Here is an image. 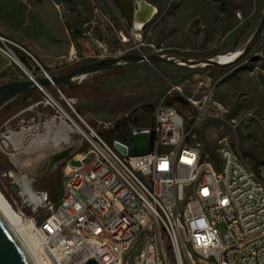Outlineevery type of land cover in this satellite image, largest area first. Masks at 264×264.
I'll list each match as a JSON object with an SVG mask.
<instances>
[{
    "label": "rangeland",
    "instance_id": "1",
    "mask_svg": "<svg viewBox=\"0 0 264 264\" xmlns=\"http://www.w3.org/2000/svg\"><path fill=\"white\" fill-rule=\"evenodd\" d=\"M130 1L137 5V0ZM147 1L157 13L134 31L115 0H0V33L24 49L27 42L39 44L42 54L34 55L35 59L21 48L16 52L33 75H43V69L52 75L125 53L202 61L241 52L264 15V0ZM242 58L223 65L218 77L212 72L214 65L204 61L198 65L124 64L75 80L72 87L63 86L69 104L55 86L48 91L76 122L81 124L80 117L107 140L117 133L103 129L100 122L125 118L121 126L150 127L157 104L169 101L185 119L188 144L198 146L205 158L230 147L258 168L264 164V29ZM3 62L7 69L0 74V85L27 78L20 67L4 58ZM57 113L40 89L0 110V139L27 130L21 149L0 147V189L23 219H40L48 209L35 210L20 195L22 180H32L33 190L48 192L54 201L52 195L62 192L65 167L48 170L52 149L31 170L22 169L12 156L44 133L46 123ZM68 149L69 164L78 165L73 155L86 149L78 132L72 134Z\"/></svg>",
    "mask_w": 264,
    "mask_h": 264
},
{
    "label": "built area",
    "instance_id": "2",
    "mask_svg": "<svg viewBox=\"0 0 264 264\" xmlns=\"http://www.w3.org/2000/svg\"><path fill=\"white\" fill-rule=\"evenodd\" d=\"M16 48L25 51L0 33V54L21 67ZM79 119L86 149L73 155L78 165L67 163L59 200L29 196L35 210L48 209L24 219L43 264H264V164L254 168L230 147L203 159L166 100L152 126L130 125L126 141L113 140L140 155L122 156ZM120 120L100 125L112 132Z\"/></svg>",
    "mask_w": 264,
    "mask_h": 264
},
{
    "label": "bare ground",
    "instance_id": "3",
    "mask_svg": "<svg viewBox=\"0 0 264 264\" xmlns=\"http://www.w3.org/2000/svg\"><path fill=\"white\" fill-rule=\"evenodd\" d=\"M117 1L120 5L121 12L126 16L125 18L128 24H130L134 31H139L146 23L152 20L157 13V8L147 0H137L136 6L130 0ZM237 56L238 53L233 52L227 55H219L217 60H219L222 64H228L233 62ZM20 66L21 70L26 75H33L26 65L20 64ZM38 89H40L48 97L49 104L54 106L58 113L46 123L44 133L37 134V136L30 140L28 146L24 147L25 150L22 153H14L12 156L17 165L20 164L19 166L26 170H31L33 165H35L41 157H45V155L49 153L48 150L52 149L51 153L48 155V159L50 160L56 154L67 149L71 144L72 134L78 132V128H80V125L70 116L67 109L59 102L58 99L49 93L48 87H39ZM200 109L202 110V108ZM52 127H54L55 130H52ZM26 134V129H22L19 132H11V134L5 136V139H0V147L2 149H6L10 145H15L16 148L21 149V144ZM32 160L34 162H32ZM22 181L20 195L30 203L34 199L29 197L31 191L33 190L31 187L32 180H28L26 178ZM0 212L10 229L23 244L34 264H43L38 239L34 238L33 235L29 233V230L24 223L25 220L14 210L13 206L7 200L1 189Z\"/></svg>",
    "mask_w": 264,
    "mask_h": 264
},
{
    "label": "water",
    "instance_id": "4",
    "mask_svg": "<svg viewBox=\"0 0 264 264\" xmlns=\"http://www.w3.org/2000/svg\"><path fill=\"white\" fill-rule=\"evenodd\" d=\"M115 3H118L115 0ZM119 5V3H118ZM120 7V5H119ZM121 10V8H120ZM123 14V13H122ZM124 15V14H123ZM125 16V15H124ZM126 17V16H125ZM130 25V24H129ZM264 29V15L261 19L258 29L255 31L254 35L249 40L246 47L241 51L237 52L238 56L236 61L246 56L254 43L260 36ZM218 56L207 58L202 60L208 64L213 65H229L222 64L217 60ZM202 61H192L185 59L180 56H168L163 54H140V53H125L119 56H112L103 59H97L91 62L83 63L77 66L74 70L64 73V74H43V75H28L26 79L17 80L9 83L0 85V110L6 106L8 103L14 101L21 95L31 93L32 91L41 88H46L51 85H55L59 90L62 86L72 87L75 80L82 81L89 75L110 70L124 64H133L139 62H168L177 63L180 65H198ZM44 70V69H43ZM184 103L185 100L181 99ZM113 147L118 153L124 157L140 155L142 152L138 150H130L128 146L119 142L113 141ZM0 264H34L32 258L24 248L23 244L16 237L13 231L10 229L8 224L5 222L1 212H0ZM84 264H98V262L91 258L87 260Z\"/></svg>",
    "mask_w": 264,
    "mask_h": 264
},
{
    "label": "trees",
    "instance_id": "5",
    "mask_svg": "<svg viewBox=\"0 0 264 264\" xmlns=\"http://www.w3.org/2000/svg\"><path fill=\"white\" fill-rule=\"evenodd\" d=\"M243 59V58H241ZM244 59H248V57L244 58ZM212 72L215 74L216 77L220 76L221 74H223L224 72V69L222 66H219V65H214V67H212ZM72 89V88H71ZM61 90L64 92L66 91L64 89V87L62 86L61 87ZM129 118V117H127ZM126 121L125 118L121 119L118 123H117V126H116V129L112 132V133H117L115 137H113L111 140H108L110 143H112V141L117 138V139H120V140H123V141H126L127 138H128V132H129V127L130 125L132 124H128V125H124V126H121L122 123H124ZM203 156V155H202ZM205 157L203 156V159ZM217 159V155H212L211 157H207V160H210V161H215ZM52 198L54 199L55 202H57L60 198V194L59 192L56 191V195H52Z\"/></svg>",
    "mask_w": 264,
    "mask_h": 264
},
{
    "label": "flooded vegetation",
    "instance_id": "6",
    "mask_svg": "<svg viewBox=\"0 0 264 264\" xmlns=\"http://www.w3.org/2000/svg\"><path fill=\"white\" fill-rule=\"evenodd\" d=\"M69 149L63 150L61 153L56 154L52 159H48L47 168L49 171H54L59 168L66 167L67 163L70 161Z\"/></svg>",
    "mask_w": 264,
    "mask_h": 264
},
{
    "label": "crops",
    "instance_id": "7",
    "mask_svg": "<svg viewBox=\"0 0 264 264\" xmlns=\"http://www.w3.org/2000/svg\"><path fill=\"white\" fill-rule=\"evenodd\" d=\"M51 32V31H50ZM50 32H49V34H50ZM40 35V34H39ZM42 35V34H41ZM40 35V36H41ZM34 36H37L38 37V35H36V33L34 34ZM51 36V34L49 35V37ZM26 47H27V49H25V51L27 52V53H29L31 56H33L34 57V55H36V56H38V57H40L41 56V54H42V48L40 47V45L39 44H37V43H35L34 41L33 42H27L26 43ZM3 58L4 59H6L5 57H3L1 54H0V74L2 73V72H4V70L5 69H7V65H5V63L3 62ZM9 62V61H8ZM10 63V62H9ZM9 65V64H8Z\"/></svg>",
    "mask_w": 264,
    "mask_h": 264
}]
</instances>
